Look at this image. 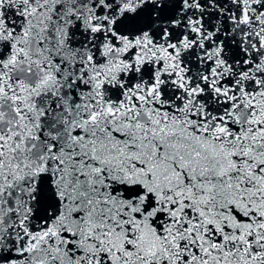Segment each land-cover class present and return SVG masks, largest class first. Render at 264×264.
<instances>
[{"label":"snow or ice","instance_id":"6c2138e0","mask_svg":"<svg viewBox=\"0 0 264 264\" xmlns=\"http://www.w3.org/2000/svg\"><path fill=\"white\" fill-rule=\"evenodd\" d=\"M0 264H264V0H0Z\"/></svg>","mask_w":264,"mask_h":264}]
</instances>
